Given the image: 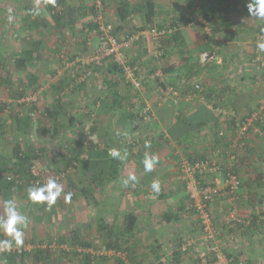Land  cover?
Masks as SVG:
<instances>
[{"label":"crops","instance_id":"0c3cea01","mask_svg":"<svg viewBox=\"0 0 264 264\" xmlns=\"http://www.w3.org/2000/svg\"><path fill=\"white\" fill-rule=\"evenodd\" d=\"M58 1L60 4L56 6ZM121 1L126 6L124 18L119 20L117 6ZM143 1L104 0V19L119 26L122 32L143 28ZM35 2L37 1L19 0L17 3L22 4L23 9L26 4L31 9L39 5L43 8L41 11L47 9L49 12L52 4L49 0ZM74 2L75 0H56V7H52L50 12L64 7L67 11L71 9L74 14V11L78 12L81 8L78 6L79 2L75 10ZM153 3L155 21L167 24L174 22V31L178 30L180 33L187 52H179L175 42L167 39L163 46L164 56L152 60L150 41L144 37L129 53L131 61L138 66L139 70L136 72L141 79L140 86L131 84L127 87L121 82L116 86L118 97L121 96L122 100L127 98L132 105L140 104L146 112L152 111L151 116L146 117L147 120L151 119L150 122L139 119L141 122L137 123L136 120L141 115L130 122L116 109V105L107 111L100 108V99H107L108 106L113 104L114 99L112 88L101 80L95 82L94 87L87 82L80 85L85 88V100L95 103L94 112L98 121L96 130L93 132L94 124L88 125L94 135L93 144L98 145L97 141L107 132L106 140L112 146L120 144L121 139L132 142L136 138L143 148L138 154H135L137 148L129 150L128 158L122 161V166L114 174L113 183L96 191V200L100 205L107 202L113 206L114 214L110 212L107 223L109 233L112 230L115 232L111 233L110 241L120 243L116 232L122 230L120 228L124 223V215L133 212L137 216L136 229L133 234H127L130 239L128 243L130 247L134 246L131 243L133 237L134 241H139L144 246V252L139 251V254L142 253L141 258L150 256L155 259L154 264H197L192 253L178 254V246L190 235L196 237L200 229L195 215L187 207L184 180L177 162L184 156V151L191 158L195 154L207 153L217 144L223 146L230 141L231 131L226 124L224 112L233 110L243 116L251 112L264 97V68L261 66L264 53L256 51L254 45L259 37L264 40V20L249 16V0H153ZM39 16L40 19L48 20L46 14ZM16 18L21 22V16ZM203 54H206L205 59H202ZM108 65L105 71L109 69ZM187 76L190 85L199 83L205 87L207 93L200 85L204 100L197 97L190 100L183 96L180 81ZM91 88H95V95H92ZM85 102H81L82 107H86ZM60 113L54 109L53 115L62 123L63 115H66ZM74 118L77 129L84 128L83 117L77 115ZM195 118H207V121H202L200 129L196 130V125L189 123ZM214 125L217 127L213 128ZM216 128L224 129L225 141L214 137ZM257 134L258 137L253 130L249 133L250 139H247L248 145L253 146L250 156L243 147H234L236 171L241 180L237 197L231 198L224 194L210 205L222 251L242 260L244 264H264V137L259 132ZM146 140L151 141V147L147 149L144 146ZM94 146L92 150H100L98 147L101 146L96 149ZM128 148H131V143L126 147ZM2 151L4 140L0 137V153ZM153 154L158 157V164L154 171L146 173L143 161L146 155ZM112 168V165H105V172L108 174ZM130 175H135L138 182L134 186L132 183L125 186L122 181ZM257 176H262V179L259 180ZM154 180L160 183L158 194L151 189ZM3 202L4 198L0 194V216L1 213L4 214ZM231 206H234L241 220H246L245 224L228 226L223 222V217ZM63 207H67V203L63 202ZM5 235L0 230V239ZM124 238L127 237H123L122 244L126 243Z\"/></svg>","mask_w":264,"mask_h":264},{"label":"trees","instance_id":"16d2710c","mask_svg":"<svg viewBox=\"0 0 264 264\" xmlns=\"http://www.w3.org/2000/svg\"><path fill=\"white\" fill-rule=\"evenodd\" d=\"M60 4V1L57 2V4H55L56 6ZM55 5L49 6V11L52 10V7H56ZM63 5V3L61 4ZM91 8L93 11V18L84 24V30L83 31V37H82V42L83 43H87L90 46H87V48H91L94 53L98 50L100 41H99V37L98 35L92 33V30H96L98 28V22L94 21L93 19L95 18L96 15H101L102 16V23L105 25H109L110 26V34L113 35L116 39H118L119 41H122L124 39H127L128 36L135 32L136 30H139L138 28L135 30L129 29L128 31H121V28L119 26H114L112 24H110V22L106 21L104 19V15H103V11H104V7H105V3L104 0H92L91 2ZM126 6V4L123 3V1H121V3L117 6V17L119 20L124 18V7ZM142 9L144 10L143 16H144V22H143V28H148V27H152L155 26L157 27V29H167V33L166 34H161L158 39L155 41H152L150 44V50H151V59H160L164 56V51L165 48H163L164 44L166 43L167 39H172L175 44L177 45L178 51L185 54L187 52L186 45L180 35V33L178 32V30L174 31V22L167 24L164 22H157L155 21L154 15H155V6L153 3V0H144L143 1V5L141 4ZM22 8V7H21ZM25 10H27V13L25 12L24 15H22L21 17V25H24L25 28L27 29L28 33L30 34H37L38 31H41V29L43 28L44 30H46V33L50 34L51 31H55V33L58 35V41H60L62 44L66 41L67 36L65 37V34L62 32V30L64 29V26L66 27V25L71 26L72 23L75 21L73 20V13L72 10L70 9L69 11H67L64 7L62 9H56V12H53V25L50 24L48 22V20H43L40 19V16H34L33 18H31L30 12H31V7L25 6L24 8ZM54 10V9H53ZM77 10V9H76ZM80 11V10H79ZM56 13V14H55ZM2 19V9L0 8V22ZM20 21V19H19ZM155 21V22H154ZM140 28V29H143ZM69 29V28H68ZM87 30L91 32V36H87ZM48 34H46V38L48 37ZM147 37V38H146ZM150 38L149 36H145V39ZM143 38H140L138 41H136L131 48H129L126 51H130L133 49V47L136 48V46L138 45V43L143 40ZM263 39V38H262ZM27 42V46H23L22 50L20 52H15V53H11V54H7V53H0V71L4 69V64L6 63L5 61H11V63L13 64V68H14V72L15 73H20L23 74V76L20 75V79L19 82L17 83V87H16V91L17 93H15V90L12 89V93L11 95H9V98L14 99L16 98H21L24 96L25 94V89L26 87H30V88H34V90L37 89V87H41L40 84L37 83V80L39 79V72L43 71L44 72V67H42V65H40L38 67L39 64H41L39 62V60H41V57L43 55V51H45V47L44 44L42 42V39H32V41H29L28 39H24ZM89 41V42H88ZM95 41V42H94ZM156 44H155V43ZM95 43V46H94ZM136 45V46H135ZM157 49L159 50V53H157ZM58 49V48H57ZM129 58V57H128ZM186 58V57H185ZM90 60V59H89ZM102 61H105V59H103ZM107 61H109V69L103 72L102 75V80L105 83V85L107 87L112 88V96H113V104H111L110 106H108V104H103V102L101 103V99L100 101V108H104L106 111L109 109L114 108V106H117V110L120 111V113L122 115H124V117L129 120L130 122H132L134 119V117H137L138 115H141L140 117H138V119L136 120V122H141V121H145V122H150L151 119L147 120L146 117H150L151 116V112H146L145 110L143 111V107L140 104H131V102H129L127 100V98L125 100H122L121 96L118 97L119 92L116 89V86L118 84H120L121 82H123L124 85H126L127 87L131 85L129 80L125 79V76L122 72V68L118 65V63H116L113 60L108 59ZM129 63L131 66L136 67V69L134 70V73L136 75V78L141 81V79L138 77V73L136 71H138V66L136 65V63L131 59H129ZM138 63V62H137ZM85 64V68H80L81 66H83ZM78 65L79 68L73 72L72 74H68V76L66 77L65 80H63L61 82V84L58 86L59 89H61L64 86H68L70 89H74L73 88V81H75V84H82L83 82L86 81V79L90 76H93V67H97V65H95L94 62L90 61L89 63H85V61H80L78 60ZM140 67V63L138 64ZM77 67V66H75ZM86 69H90L91 70V74L85 78V80L83 81H79V77L85 73ZM34 70V71H33ZM50 72H52V70H48ZM48 72H45L44 74H46ZM78 78V79H77ZM185 79H182L181 82V93H183V96L185 95V93L187 92V89L191 88L190 86V81H189V77H184ZM23 80H25L26 82L23 83ZM0 81L7 83L8 86L11 85L10 81L8 78H1L0 77ZM25 84H27V86H25ZM180 84V83H179ZM196 84V83H194ZM198 85H201L199 83H197ZM203 86V85H201ZM10 87V86H9ZM204 87V86H203ZM174 88V87H173ZM176 88V85H175ZM83 90V92L85 91V88L81 87V91ZM205 90V87H204ZM206 91V90H205ZM203 92V90H202ZM207 93V91H206ZM17 95V96H16ZM87 99V98H86ZM264 99V97L261 99V101ZM11 100V99H9ZM35 98H33L31 101H26L22 102V103H17L16 101H14L12 104L17 106H11L12 104L7 103V101H0V131L1 134L2 133H9V131H12L14 138H13V147H12V151H11V155L7 156L5 154L4 151H2L0 153V194L1 196H3V198L5 199L7 197V199H15V196H18L19 204L17 205V209L20 208L21 206H26V208L29 205H32L34 207L33 211H29V213L27 212V214H33L34 216H37L39 218L45 219L46 221H50L51 218L55 215L56 212V204L51 208V210H48L46 208V206L44 205H36L30 202V200L28 199V190L30 188L36 187V186H41L43 184H45V181L43 180L42 177H44V172H49V177L50 179H55L58 183H61V180L64 178V176H67L70 183V187H74L78 189V193L82 194L83 198L85 199V203L87 206L89 207H97L98 205V200H96V196L94 194V191L96 189H101L103 186H107L109 183H113L114 181V174H116V172H118L119 168L122 166V161L119 159H114L113 157H111L108 153L109 149H118L121 153H124L125 151L129 154V150H131L132 148L136 149L137 148V153L142 151V146H139L140 141L138 139H134L132 142L130 141H126L121 139V143L120 144H113V146L107 142L106 140V134L104 132L103 134V138H101V140H98L97 142H99V144H92L93 142H90V138L91 137H86V133L88 134L89 132H92V128L90 127L88 131H83V130H79V132H77V127H76V123H75V118L69 119L67 116L63 115V120L64 121H68L67 125H68V131H70L71 133L76 132L77 135L81 136L82 138L77 142H75L77 139H75L72 142H68V145L70 147V150L68 149V153L64 152V151H60V153L58 152V155H54V158L56 157V159H54L53 161H51V169L50 171L45 168L43 169L42 167H38L36 165V161L37 160H42L45 158L47 149L45 146L40 145L39 147H36L34 141L32 138L27 139L28 137V131L27 129L30 127V124L34 123L35 121V114L36 112H38L42 118H46L47 117V121H53V123L59 125L61 124L60 121H57V116L53 115L54 109H56L59 113L61 112L59 107L62 105L61 100L58 97H53L52 102H55L54 105L51 106V108H44L43 111L41 110H37V105L35 102ZM12 101V100H11ZM86 102V110L83 109V113H81V116L83 117V119L88 122L91 123L92 125L94 124L95 128L93 130V132L96 130V125H97V120L96 117L97 115L95 114V110H94V105L95 103H90L87 100H85ZM260 101V102H261ZM21 102V101H20ZM259 102V103H260ZM258 103V105H259ZM258 105L254 108L256 109L258 107ZM253 109V110H254ZM21 110V111H19ZM93 111V112H92ZM227 112H231L234 113L233 115H225L224 117L226 118V124L228 125V127L230 128L231 131V138L230 141H227V143L221 144V146L224 149H229L230 145H232L235 142V137L237 136V129L238 126L236 125L237 121V116L239 117L238 114H236L233 110H227ZM4 113H6L5 116H9L11 117L10 121H8V119H4L3 115ZM64 113V112H63ZM250 113V112H249ZM249 113L243 115V117L247 116ZM61 114V113H60ZM89 117V119L87 118ZM242 118V116H241ZM139 119L141 121H139ZM210 119V118H209ZM204 120L207 121V118L204 119H196L194 121H186L189 122L190 124H194L196 125L194 129H200L201 127V122ZM8 121V122H7ZM13 122L17 124L16 128L15 126L13 127ZM95 122V123H94ZM194 122V123H193ZM48 125V124H47ZM36 126V124H35ZM198 126V127H197ZM43 127V126H42ZM135 127V126H134ZM133 127V128H134ZM217 127L216 125H214L213 128ZM27 128V129H26ZM190 128L193 129V126L190 125ZM36 133H40L43 132L44 129H49L50 128H39V126L36 127ZM53 129V128H52ZM224 130V129H223ZM256 131V137H258V132L261 134V136L264 137V121L263 122H253L251 125H249L246 130L244 131V134L240 137L243 140V144L242 145H238L237 143L233 146L232 148V153H234V147L235 146H239V147H243L244 151L247 152V155L250 156V151L253 148V146L250 144L248 145V136L249 133L251 131ZM67 131V132H68ZM171 136L172 135V132ZM92 134V133H91ZM225 131L224 134L222 136H220L218 134V128H216V132H215V136L216 138L220 139V140H224L225 137ZM65 137V135L63 136ZM86 138H89L88 140ZM1 139L5 140L4 136H1ZM92 139V138H91ZM248 139V140H247ZM225 141V140H224ZM219 142V141H218ZM127 143V144H126ZM129 143H131V148L126 149L127 146H129ZM217 143V142H216ZM222 143V141H221ZM59 145V143H55L54 146ZM95 145V146H94ZM101 146L98 147L100 148V150H92L93 146L94 149L97 148V146ZM142 145V144H141ZM218 145V144H217ZM112 146V147H110ZM215 147V146H214ZM212 147L211 150L214 148ZM207 151V153H203L202 155H196L192 156L191 158H189V155H187L186 151H184L185 153L184 156H188V159H195V158H202L204 156H206L207 154L210 153V151ZM84 152V153H83ZM95 152V154H94ZM85 154V155H84ZM235 155V153H234ZM236 157V155H235ZM128 158V157H127ZM180 159V158H179ZM256 159H258V157L256 156ZM124 161V160H123ZM236 163V162H235ZM81 164V165H80ZM178 164V162H177ZM80 169H78V166ZM101 165V168H98L97 166ZM105 165H112L113 168L112 170L109 171V173L107 174L105 171ZM225 165H227L225 163ZM236 164H234V170L239 178L240 184L238 189L241 186V180H240V176L238 175L237 171H236ZM224 166V165H223ZM32 169H36L38 171V173H34L32 171ZM178 170L181 174V171L178 167ZM48 177V176H47ZM259 177V180L262 179V176H257ZM183 178V177H182ZM184 180V179H183ZM184 182V181H183ZM65 189V188H63ZM184 189H185V182H184ZM238 189L236 190V192L238 191ZM66 193H71L72 197L73 194L72 192L67 190H64ZM186 193V192H185ZM187 195V194H186ZM14 197V198H13ZM63 197V195H62ZM230 197V196H229ZM236 193L233 195V197L231 198H235ZM217 199V198H216ZM215 199V200H216ZM63 202L64 199H59V203H61V206H63ZM213 202V201H212ZM211 202V203H212ZM187 207L190 209V211L193 212V214L196 217L195 211L194 209L191 207V202L188 199V195H187ZM210 203V205H211ZM60 205V204H59ZM231 209H234V206L230 207ZM25 209V208H24ZM210 209V206H209ZM211 212V211H210ZM212 216V214H211ZM236 216L238 218L237 221H230V222H226L225 221V216L223 217V222L225 224H227L228 226H234L237 225L239 223H246V220H241L240 217L237 215ZM254 217V216H253ZM98 222L95 224V226H97V229L100 231V236L98 237V240L102 242V249H107L108 251L106 252L107 254L110 255H114V254H120V250H117V248H121V245L123 243V235L124 234H133L134 230L136 229V222H137V216L135 215V213L133 212H128L124 215L123 218V226L122 230H120V233L117 231L116 235L117 238L120 240V243H118L116 240L114 242L110 241L109 238L111 237V235L113 233H115L113 230L110 232V230L108 231V226L105 224L104 222V218L101 215H99L98 217ZM214 223V227H215V233H217V227L215 225L214 222V218L211 217ZM256 218V217H254ZM264 220V219H263ZM197 225H198V221L196 219ZM264 224V222H263ZM87 226H90V223L86 224L84 223L81 228H77L74 227L73 229H71V235L70 238L68 239V241H65V237H61L59 239V241L61 242L60 244H69L70 248L72 249V251H74V253H76L77 255H79V259L78 261H80V264H94V259L99 258V256L102 255H95L92 254V252L89 249H94L96 248L95 244H94V240L96 239H91V237L89 236L88 233L85 232L84 228L87 229ZM83 229V230H82ZM198 229H200L199 225H198ZM201 230L199 231V235L200 236ZM127 235V236H128ZM132 236V235H131ZM195 235H190L187 239L189 238H197L194 237ZM7 236L5 235L4 238L1 239H6ZM128 238V237H127ZM125 238V239H127ZM185 239V240H187ZM216 239H217V235H216ZM38 242H34L35 240L33 239V241H31V249L27 250L25 249V245H22L18 249L16 250H8V251H4V252H0V259L6 260V264H18V262H20L26 255H29V251L33 252V260L34 261H38L41 264H56V262L59 260L60 261V254L51 251L50 246L47 243H42L41 238L37 239ZM184 240V241H185ZM183 241V242H184ZM218 241V240H217ZM219 242V241H218ZM182 244V243H181ZM180 244V245H181ZM180 245L178 246V254H187V253H192V252H182L180 249ZM15 246V245H13ZM80 247V248H79ZM79 248V249H78ZM132 248V247H131ZM220 248L222 249V247L220 246ZM129 249L127 248V250L123 251V254H126V251H128ZM191 251V250H190ZM134 253L133 248L130 249V255L132 256ZM194 255V253H192ZM228 255V254H227ZM230 256V255H229ZM236 259L235 256H233ZM196 258V257H195ZM240 260V259H239ZM114 261L115 264H123L121 259H119V257H115L114 256ZM135 264H140V263H135ZM198 264V262H197ZM246 264V263H245ZM250 264V263H247Z\"/></svg>","mask_w":264,"mask_h":264},{"label":"rangeland","instance_id":"374dc122","mask_svg":"<svg viewBox=\"0 0 264 264\" xmlns=\"http://www.w3.org/2000/svg\"><path fill=\"white\" fill-rule=\"evenodd\" d=\"M19 0H0V8L2 9V19L0 22V53H7L8 55L15 52H20L23 48V46H27V42L24 39H28L29 41H32V39H42V42L45 47V51H43V55L41 57V60L39 62L44 67V72H39V79L37 80V83L41 85V87H37L36 90L34 88H28L26 87V91L23 97L21 98H9V95L12 93V89L15 90L18 86L17 83L19 82V79L23 74L15 73L13 70V64L11 61H5L4 69L0 71V77L1 78H8L11 82L8 86L7 83H4L0 81V101H7V103L12 104L14 101L17 103H22L26 101H31L33 98H35V102L37 105V110L43 111V109L51 108L52 105H54L55 102H52L53 97H58L61 100L62 105L59 107L60 111L65 113V115L70 119L74 118L77 115L81 116V113H83V109L86 110V108L81 105L82 101H85V97H83V91H81L80 84L76 85L75 81L72 83L73 90L70 89L68 86H64L61 89L58 88V86L61 84L63 80L66 79L68 74H72L75 72L78 68V60L85 61V63L90 62V58L93 56L94 51L90 48L91 46L89 44H85L82 42L83 37V31L84 30V24L89 22L93 18V11L91 8V2L92 0H75L73 3V7L76 10L77 9V3H79L78 6H81L79 8L78 12L74 11L73 17L75 18V21L72 23L71 26L66 25L64 26V29L62 32L65 34V37L67 36L68 39L62 44L60 41H58V35L55 33V31H51L50 34L46 33V30L43 28L41 31H38L37 34H30L28 33L27 29L24 25H21L20 21L16 16H21L27 13L25 9L21 8L22 4L17 3ZM34 1V0H32ZM38 3L40 0H36ZM42 1V0H41ZM45 8V7H44ZM61 8V7H59ZM40 9H43L42 6ZM46 9V8H45ZM41 14H46L48 16V22L50 24L53 23V12H56L54 9L53 12H48L47 9L44 11H41ZM56 14V13H55ZM9 16H11L12 22H9ZM50 16V17H49ZM20 22V23H19ZM112 24V23H110ZM113 25V24H112ZM69 28V29H68ZM87 36H91V32L87 30ZM46 34H48V37L46 38ZM94 35V34H93ZM150 43L152 40L148 38ZM89 42V41H88ZM95 42V41H94ZM87 46H90L87 48ZM95 46V43H94ZM136 46V45H135ZM58 48V49H57ZM135 47H133L134 49ZM132 50L126 51L128 57L129 53H131ZM206 57V56H205ZM130 59V57H129ZM148 59V58H147ZM109 64V61L105 60L101 65L97 67H93V76H90L86 79L85 82L89 86L94 87L95 82L98 83L99 80H102L103 72L105 71V67ZM77 66V67H75ZM80 68H85V64L81 66ZM52 70V72L48 71ZM34 71V70H33ZM45 72H48L44 74ZM26 81L23 80V83ZM84 83V82H83ZM17 85V86H16ZM27 86V84H25ZM102 88V87H101ZM97 89V88H96ZM100 91L102 89H99ZM95 91V88H91L92 95ZM15 93L17 91L15 90ZM130 95H134L132 92H129ZM17 96V95H16ZM11 99V100H9ZM21 101V102H20ZM101 103L107 105V99L100 100ZM15 106V105H11ZM17 107V106H15ZM117 108V107H116ZM21 111V110H19ZM6 113H4L3 118L8 119L10 121L11 117L5 116ZM7 121V122H8ZM68 121H62L61 124L57 125L53 123V121H47L46 118H42L41 115L36 112L35 114V121L34 123L30 124V127L27 129L29 132L27 139L32 138L36 147H39L40 145L45 146L47 149L45 158L42 160H37L36 165L38 167H42L43 169L47 168L49 171L51 169V161L56 159L54 158V155H60V151H64L68 153V149L70 150V147L68 145V142H72L75 139H77L75 142L78 143V141L82 138L81 136L77 135L76 132L71 133L68 131ZM84 128L78 127L77 132L79 130L88 131V125L92 126L91 123H88L86 121ZM36 124V126H35ZM48 124V125H47ZM17 124L13 122V127ZM39 126V128H50L44 129L43 132L36 133V127ZM43 126V127H42ZM53 128V129H52ZM68 131V132H67ZM92 133V132H91ZM90 132L86 135V137H93L94 135ZM65 135V137H63ZM109 135H112L111 133ZM4 136V152L7 156L11 155L12 147H13V138L14 135L12 131H9V133H2L0 131V137ZM90 138V142L93 141V139ZM87 140L89 138H86ZM263 140V139H262ZM264 141V140H263ZM262 141V142H263ZM59 143V145L54 146L55 143ZM93 144V143H92ZM84 153V152H83ZM85 155V154H84ZM81 165V164H80ZM78 166V169H80ZM51 172V171H50ZM43 180L47 182L49 177V172H44ZM48 176V177H47ZM70 181L67 176H64V178L61 180V185L64 190H67L74 193L73 197L71 199V203H67V207L61 206V203H59V199L56 202L55 208L57 209L55 212V215L51 218L50 221H46L45 219L39 218L37 216H34L33 214L29 215V211H33L34 207L32 205H29L27 208L26 206H21L19 209V212L29 217V224L27 228L25 229V239L23 245H25V249L30 250L32 245L31 241L33 239L34 242H38L37 239L41 238L42 243H47L48 245H52L55 247L54 249L51 248V251H54L58 254H60V261L58 260L56 264H80L79 255L74 253L72 249L70 248L69 244H60L61 242L59 239L61 237H65V241L67 242L70 238L69 235H71V229L74 227L81 228V226L86 223H90V226H87V229L84 228L85 232L89 234L91 239L94 240V244L96 248L89 249L92 254L102 255L99 256V258L94 259V264H114V256L119 257L121 259L123 264H154L155 259L151 258L150 256L145 255V257L141 258L139 251H143L144 246L140 244L139 241H134L133 237L131 239V243L134 244L132 246L134 253L131 256L130 249H132L128 243V240H124L126 243L121 245V248H117V250H120V254H114L110 255L106 252L107 249H102V242L98 240V237L100 236V231L97 229V226L95 224L98 222V216L102 214L104 218V222L107 225V223L110 220V212H112L113 206L111 204H108L107 202L103 204H98L97 207H89L85 203V199L83 198L82 194L78 193V189L74 187H70ZM96 189L94 191V194L97 198ZM98 193V192H97ZM8 200L7 197L4 199L3 204L5 205V201ZM15 203L16 205L19 204L18 196H15ZM104 202V201H102ZM60 204V205H59ZM25 208V209H24ZM113 213V212H112ZM114 214V213H113ZM4 215L1 213V216ZM111 216V215H110ZM83 230V229H82ZM120 232V230H118ZM199 235V234H198ZM196 235V236H198ZM128 237L127 235H123V237ZM125 239V238H124ZM61 246V247H60ZM80 248V247H79ZM78 248V249H79ZM129 249L126 251V254H123V251L126 249ZM144 252V251H143ZM136 253V254H135ZM140 258L139 260H137ZM242 261V260H241ZM243 263V261H242ZM18 264H41L38 261L33 260V252L29 251V255H26ZM44 264V263H43ZM244 264V263H243ZM262 264V263H261Z\"/></svg>","mask_w":264,"mask_h":264},{"label":"built area","instance_id":"2783aa9c","mask_svg":"<svg viewBox=\"0 0 264 264\" xmlns=\"http://www.w3.org/2000/svg\"><path fill=\"white\" fill-rule=\"evenodd\" d=\"M93 20L98 22V28L92 30V33L98 35L100 44L98 50L90 58V61L99 66L104 62L102 61L103 59L113 60L122 68L126 80H129L132 85L140 86V81L134 73L136 67L130 65L126 50L145 36H149L152 41L156 42L161 34L168 32L167 29H157L155 26L143 28L131 33L127 39L119 41L110 34V26L102 23L101 15H96ZM260 40L263 39L259 37L254 43L256 51H258L256 44ZM156 50L159 53L157 47ZM205 56L206 54H203L202 59H205ZM261 66L264 68V61ZM90 74L91 70L86 69L85 73L77 79L83 81ZM190 87L185 93L186 98L191 100L197 97L204 100L200 85L196 83ZM224 114L230 116L234 113L224 112ZM236 121V125L238 126L237 136L234 139L235 142L230 145L229 149H224L221 145H217L209 154L202 158L188 159L187 157L181 156L178 160V167L185 182V192L191 202V207L195 211L196 219L201 230L199 237H191L185 240L180 245V249L182 252L188 251L194 253L198 264H243L241 260H235L233 256L227 255L220 248V244L216 239L215 227L209 206L212 201L224 194L233 197L236 193L240 181L234 170L236 157L232 153V148L236 143L238 145L244 143L240 137L249 125L253 122L264 121V99L247 116H242V118L241 116H237ZM218 134L220 136L224 134L223 128H218ZM110 150H108V153ZM32 171L35 174L38 173L36 169H32ZM232 220L237 221L238 218L235 210L229 208L225 214V221L230 222ZM15 249L19 251V248L16 246H13L10 250Z\"/></svg>","mask_w":264,"mask_h":264},{"label":"clouds","instance_id":"9594fccd","mask_svg":"<svg viewBox=\"0 0 264 264\" xmlns=\"http://www.w3.org/2000/svg\"><path fill=\"white\" fill-rule=\"evenodd\" d=\"M49 2L54 5L56 0H49ZM247 8L251 18L264 20V0H249ZM30 14L39 16L41 14L39 5L35 6ZM12 19L9 16V22H12ZM256 47L259 52L264 53V40L258 41ZM144 146L146 149L150 148L151 141L146 140ZM109 155L121 161L127 159V152L121 153L118 149H111ZM157 164L158 157L156 155H146L143 161L144 171L146 173L154 171ZM122 182L125 186H128L130 183L134 186L138 182V178L135 175H130ZM151 189L154 193L158 194L160 192V183L158 180H154L151 183ZM62 195L65 203H71L72 194L64 193L63 186L55 179H49L47 183L28 190V199L30 202L36 205H44L48 210H51ZM28 224L29 217L18 211L15 200H6L4 215L0 216V230L6 234L7 238L0 239V252L10 250L13 245L16 247L22 246L25 239V229ZM0 264H6V260L0 259Z\"/></svg>","mask_w":264,"mask_h":264}]
</instances>
